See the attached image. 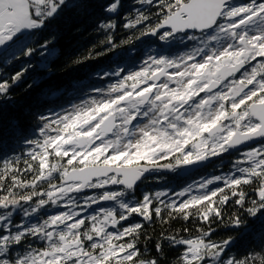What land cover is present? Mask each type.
<instances>
[{
	"label": "snow or ice",
	"instance_id": "6c2138e0",
	"mask_svg": "<svg viewBox=\"0 0 264 264\" xmlns=\"http://www.w3.org/2000/svg\"><path fill=\"white\" fill-rule=\"evenodd\" d=\"M86 2L77 6L86 7ZM136 2L155 5V22H149L147 9L138 8L125 19V28L149 22L140 35L166 43L193 41L195 47L175 58L150 56L130 74H105L119 79L107 91L95 89L99 99L39 117L43 140L29 142L35 148L24 168L13 170V162L5 161L0 171V264H159L145 259L138 245L143 222L156 217L166 223L165 215L206 225L196 240L169 235L157 241L158 253L165 239L170 247H186L179 264H264V255H228L232 238L211 240L212 225L225 223L230 203L252 217L264 215V0ZM69 3L0 0V64L54 55L44 30ZM120 4L111 0L104 11L115 14ZM98 27L111 32L117 22ZM107 43L106 51L119 46L111 35ZM92 57L89 53L85 59ZM30 68V61L12 74L0 67V100L10 98ZM232 150L238 157L226 174L202 178L177 192L144 193L141 200L125 201L147 172L195 166ZM49 156L56 162L50 163ZM169 157L174 161L157 163ZM141 160L147 164L140 165ZM29 161L37 162L35 171ZM22 172L31 173V180L19 179ZM105 202L118 209L104 207ZM49 206L63 210L41 216ZM16 213L23 223L14 221ZM134 214L142 219L126 224ZM241 223L233 216L226 226ZM31 240L46 242V247L29 243L28 251L12 257L17 246Z\"/></svg>",
	"mask_w": 264,
	"mask_h": 264
},
{
	"label": "trees",
	"instance_id": "16d2710c",
	"mask_svg": "<svg viewBox=\"0 0 264 264\" xmlns=\"http://www.w3.org/2000/svg\"><path fill=\"white\" fill-rule=\"evenodd\" d=\"M80 0H70L69 6L57 16L53 22L44 30V34L52 39L55 53L47 60L37 54L30 58H22L14 61L13 65L3 67V70L12 74L19 71L22 63L32 64L25 77L19 85L12 89L8 99L0 100V171L3 170L5 161H11L13 170L16 167L24 168L28 153L35 148L30 144L33 140H43L40 134L42 121L41 115L53 117L56 113L69 110L75 105V101H81L87 97L97 94L94 90L104 88L117 82L119 77L105 75L121 71V75L130 74L141 70L144 62L150 57H161L162 55L181 56L183 49L188 46L186 40L181 43L174 40L169 43L160 41L158 36L148 38L140 35V30L146 23L155 22L156 7L141 6L136 0H121L120 7L115 14L106 13L104 7L111 0H87L86 7H78ZM241 2V0H238ZM147 9L152 15L149 22L137 25L135 28H125V19L133 18L137 9ZM115 19L117 27L114 31L106 32L98 27L101 22ZM111 35L114 42L119 45L112 51H106L110 46L107 37ZM105 52L104 55H95ZM89 53L92 58H87ZM83 62L77 63L76 61ZM32 87H28L29 85ZM79 101V102H80ZM238 153H226L217 164L206 168L205 171L198 170L187 175V178L175 180L167 185L168 181H157L146 187H138L134 193L125 197L128 200H141L144 193L154 194L157 191L177 192L189 184L214 175L226 174L231 170L233 161ZM49 162L55 163L56 158L49 156ZM67 158H65L66 160ZM18 161V163H17ZM33 171L36 170L35 161ZM213 162V161H212ZM209 163L210 164H212ZM9 172L8 176H11ZM19 179L27 182L32 178L31 173H21ZM156 179H153L154 181ZM3 183H7L6 178ZM148 188V189H147ZM88 194H91L89 192ZM249 196L253 198L254 193L249 189ZM95 207V206H94ZM104 207H117L114 202H105ZM61 209L49 206L41 211V216ZM195 212V210H193ZM239 216L242 221L239 226H226L229 217ZM225 223H214L212 227L215 232L211 240L220 241L232 238L228 255L244 258L247 255H264V215L252 217L245 209L230 203L224 209ZM137 215H133L126 224L140 221ZM14 221L23 223L20 213L14 214ZM153 218L151 223L144 221L143 235L140 236L139 248L144 253L145 259H158L159 264H179V256L186 251L184 246H169L167 240H163V253H158L156 243L162 236L178 235L181 238L196 240L201 231L206 230L203 222L195 220L183 221L179 218L169 219L164 216ZM31 222H36L35 219ZM184 229H187L185 231ZM33 248L43 250L46 242L31 240L25 241L24 247L17 246L12 252L14 258L17 253L28 251V244Z\"/></svg>",
	"mask_w": 264,
	"mask_h": 264
},
{
	"label": "flooded vegetation",
	"instance_id": "af4514ba",
	"mask_svg": "<svg viewBox=\"0 0 264 264\" xmlns=\"http://www.w3.org/2000/svg\"><path fill=\"white\" fill-rule=\"evenodd\" d=\"M186 42L189 45L193 43V41H188V40H186ZM194 46H195V44H194ZM192 49H193L192 46H188V49L185 48L182 51H185L184 53H186V52L191 51ZM184 53H182V55ZM161 57H171V58H175V57H177V54H175V55H168V56L162 55ZM169 71H171V70H169ZM229 153L235 154V153H237V151H235V152H229ZM224 155H226V153L223 154L222 156H224ZM222 156L217 157L212 162V164H210V165L208 164V165H206L205 167H203V168H201L199 170L205 171L206 168H209L211 166H214L215 164H217V161L216 160L217 159H220ZM173 161H174V157H169L168 159L159 160L157 163L163 165V164H167V163H170V162H173ZM139 163H140V165H146L147 164V161L141 160ZM182 170H183L182 167H178L174 171L173 170H170V169H164V168H161L159 170H152V171L147 172V173L144 174V176L141 178L140 182L137 184L136 188H138V187H142L143 188V187H146V185H148V184H151L152 185L153 183H155L157 181L164 182V180H167L168 181V184L167 185H170V184L174 183L175 180L187 178V174H182ZM196 171H198V170H196ZM153 179H156V180L152 181Z\"/></svg>",
	"mask_w": 264,
	"mask_h": 264
},
{
	"label": "water",
	"instance_id": "95a60500",
	"mask_svg": "<svg viewBox=\"0 0 264 264\" xmlns=\"http://www.w3.org/2000/svg\"><path fill=\"white\" fill-rule=\"evenodd\" d=\"M148 38H151V37H154V36H151V35H148L147 36ZM230 152H235V150H232ZM217 157H213L211 158L210 160L206 161V162H203V163H200L198 165H195V166H189V167H182V174H190L196 170H199L203 167H205L206 165H208L209 163H211L212 161H214ZM140 181L137 182V184L139 183Z\"/></svg>",
	"mask_w": 264,
	"mask_h": 264
},
{
	"label": "rangeland",
	"instance_id": "374dc122",
	"mask_svg": "<svg viewBox=\"0 0 264 264\" xmlns=\"http://www.w3.org/2000/svg\"><path fill=\"white\" fill-rule=\"evenodd\" d=\"M102 89H105V91H107V89H108V86L107 87H104V88H102ZM93 97H96L97 99H99V96H98V94H93V96H90V97H87V98H85V99H83V100H79V101H75V105H81L84 101H86V100H90L91 98H93ZM72 109V108H71ZM71 109H69V111H71ZM60 113H63V112H60Z\"/></svg>",
	"mask_w": 264,
	"mask_h": 264
}]
</instances>
